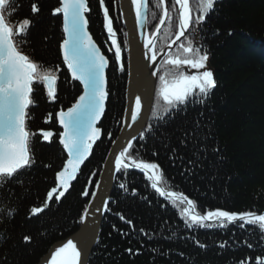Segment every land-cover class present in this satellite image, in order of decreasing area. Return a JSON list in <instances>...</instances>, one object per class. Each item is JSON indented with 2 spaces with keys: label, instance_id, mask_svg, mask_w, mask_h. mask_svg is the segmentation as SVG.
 <instances>
[{
  "label": "trees",
  "instance_id": "1",
  "mask_svg": "<svg viewBox=\"0 0 264 264\" xmlns=\"http://www.w3.org/2000/svg\"><path fill=\"white\" fill-rule=\"evenodd\" d=\"M167 1L170 8L173 0ZM32 2L13 0L17 10L11 20L18 22L25 17L32 18L29 44L23 50L45 67L59 65V78L56 85L58 99L54 103L48 102L42 84L35 86L36 106L30 109L32 118L29 126L32 131L52 130L57 136L49 144L41 142L37 135L33 142L36 164L21 176L24 183L12 182L14 196L10 197L8 191L0 193V207L16 209L13 218L0 217V264H37L55 242L77 230L88 202V197L82 196L81 192L88 188L91 178L90 190L93 187L119 130L125 103V31L117 0H106V4L122 47L123 71L118 69L114 54L107 51L110 42L105 43L107 34L103 28L99 0H89L90 32L110 60L107 73L110 95L100 124L102 139L95 145L66 198H62L59 204L53 203L50 210L38 217L29 219L30 208L42 206L47 191L56 186L55 173L67 159L59 144L61 129L55 113L70 107L82 92L78 82L71 80L62 61L59 49L63 39L62 17L51 15L59 0H39L41 12L35 17L30 12ZM154 3L155 0H151V4ZM191 6L196 9V0H191ZM149 19L150 32L159 21V12L157 19ZM173 22L175 24V14ZM201 29L200 45L209 52L217 87L205 103L189 104L164 121H157L150 115L148 123L153 124V131L146 133L145 140L138 138L131 152L137 160L157 163L166 180L163 186L194 200L202 214L217 208L238 213L249 210L263 213L264 0H218L215 11ZM168 42L158 41V47L162 48ZM161 68H164L162 64ZM162 104V101H157L155 92L152 109L159 112ZM49 112L53 113V119L45 124L44 119ZM197 122L200 127L193 137L191 133ZM108 132L112 133L111 138H108ZM185 133L190 135L185 137ZM201 148H206V151H201ZM216 148L218 152L213 151ZM45 164L51 167L45 168ZM120 183L127 185V193L119 188ZM132 188L137 190V195L131 194ZM109 207L111 211L106 213L102 222L90 264H239L246 258H251L246 264H256L257 257L264 258V240L258 231L253 230V234L248 235L231 225L227 229H187L179 209L155 192L150 181L133 169L117 176ZM117 212L133 221L135 232L115 215ZM113 225L119 231H114ZM141 227L151 235V239L139 232ZM121 232L128 234L121 235ZM24 235L32 237L30 244L23 242ZM191 237L207 244V248L196 246ZM225 240L229 241V247L221 249L216 246ZM244 240L252 243L253 248L244 245ZM128 248L133 253L139 249L140 254L130 255L126 251Z\"/></svg>",
  "mask_w": 264,
  "mask_h": 264
},
{
  "label": "snow or ice",
  "instance_id": "2",
  "mask_svg": "<svg viewBox=\"0 0 264 264\" xmlns=\"http://www.w3.org/2000/svg\"><path fill=\"white\" fill-rule=\"evenodd\" d=\"M125 2L126 0H121L122 12ZM127 2H130L134 10L136 26L141 29L140 36L145 49L143 53L145 59L153 64L156 63L158 54L164 51L163 48L158 47V41L170 40L167 45L169 48L174 44L177 45L176 52H168L162 61V67L165 70L158 76L159 85L156 88V98L163 104L159 112L156 108L151 110L152 118L164 121L166 117L174 115L175 112L181 111L189 104L205 103L217 87V80L214 72L208 67L207 48L202 44L195 45L186 33L190 30H202L201 25L215 11L218 0H196L195 12L190 7V0H173L170 8L167 0H155L154 4H151V0H127ZM99 8L103 15V28L107 34L105 43L110 42L107 51L113 52L118 69L123 71L122 47L118 41L117 30L106 0H99ZM153 8L156 10L154 11ZM16 10L13 0H0V193L8 191L10 197L15 195L11 191L12 182L22 185L24 181L21 176L29 172L36 164L34 138L39 135L41 142L51 144L53 138L57 136V133L52 130L32 131L29 121L32 118L30 109L36 106L35 86L42 84L46 90L48 102L54 103L58 99L56 85L59 78V65L55 68L45 67L43 63L36 61L23 50L24 46L29 44L28 35L33 26V20L25 17L22 21L13 22L11 17ZM30 12L32 17L41 12L39 0H33ZM90 12L89 0H59L58 6L51 10L52 16L62 15L64 35L59 45L62 61L71 80L79 82L82 93L70 107L61 108L55 113V119L62 128V131L58 133L59 144L63 152L67 154V159L62 168L55 173L56 186L47 191L42 206L30 208L29 219L38 217L46 210H50L53 203L59 204L62 198H66V194L73 187V181H76L81 173V166L92 155L94 145L101 140L103 135L102 127L98 125L105 116L110 95L106 75L110 61L89 31L88 14ZM158 12L159 22L155 24L153 31H147V26L151 22L149 17L153 20L157 19ZM124 37V48L127 49L129 47L128 33H124ZM182 37L185 38L184 41H181ZM159 71L158 67L157 71L151 74L156 76ZM142 108V97L136 95L134 105L125 110L128 118L123 121L125 130L133 129L135 125L137 126L134 129L136 134L130 133L131 138L121 147L118 155H115V171L125 174L129 169L143 171L145 178L150 181L151 188L179 209V215L189 230L227 229L231 225L242 232H247L248 235H252L253 230L258 231L261 234V240H264V213L251 210L238 213L217 208L207 210L202 214L197 210V203L194 200L183 193L167 190L163 186L166 180L157 163L146 162L143 159L137 160L133 156L131 152L133 141L137 137L145 140L146 133L153 131L152 123H147L145 126V121L142 119ZM52 119L53 113L49 112L44 123L48 124ZM199 127V122H197L191 133L193 137ZM188 135L190 134L185 133V137ZM107 136L111 138L112 133L108 132ZM201 151H206V148H201ZM213 151L218 152L219 149L216 148ZM189 163L191 164L192 161ZM44 167L50 168L51 165L45 164ZM88 183L91 184V180ZM95 186L99 188L100 184L97 182ZM119 188L125 193L129 191L125 183H120ZM131 194L137 195V190L132 188ZM81 195L95 197L96 192L90 193L85 187ZM95 210L97 212L111 211L108 199L103 200L102 205L96 206ZM15 213V208L0 207V217L10 219ZM115 215L127 224L132 232H135V225L131 219H126L120 212ZM88 216L89 211L86 208L80 218L81 222H84ZM112 227L114 231H119L115 225ZM139 232L149 239L152 238L143 227L139 229ZM127 234L121 232V235ZM172 235L175 233L173 232ZM232 235L235 236V232ZM22 239L26 244L32 242L30 235H24ZM191 239L201 249H206L208 246L195 237ZM242 243L249 249L253 248V244L248 240ZM78 245L79 242L74 239L67 240L51 251L45 258L44 264H83V249ZM216 246L224 249L230 245L229 241L225 240L218 242ZM126 251L130 255L140 254L139 249L135 253L131 248ZM152 251L155 252L156 249ZM179 255L184 254L179 253ZM250 259L241 260L239 264H246ZM256 264H264V258L257 257Z\"/></svg>",
  "mask_w": 264,
  "mask_h": 264
},
{
  "label": "water",
  "instance_id": "3",
  "mask_svg": "<svg viewBox=\"0 0 264 264\" xmlns=\"http://www.w3.org/2000/svg\"><path fill=\"white\" fill-rule=\"evenodd\" d=\"M118 7H119L122 24L125 33H128L127 38L129 40V47L127 48V76H126V88H125V103H124L122 121L120 123V127L117 132V135L113 140L115 141V143H113L112 141L109 150L105 156V159L102 163L101 169L99 173L96 175L97 177L93 184L92 189L90 190L91 184H89L88 186L90 193L96 192L95 197H92L91 195L88 196V202L86 208L89 211V216L84 220V222H80L79 227L73 234H71L70 236L66 237L63 240L55 242L49 248L46 254L42 256V258L37 264H44L45 258L49 256L51 251L54 250L55 247L63 244L69 239H74L75 241L79 242L78 246L83 249V254H82L83 264H90V255L96 245V242L99 237L100 229L102 226V222L107 213V212H97L95 210L96 206L102 205V201L105 199H108V202H110L114 190V186L116 183V179L117 176L119 175V172H116L114 169L115 155H118L121 147L126 144L128 139L131 138L130 133L136 134L134 132V129L137 126L135 125L133 126V129L125 130V124L123 123V121H126L128 119L125 114V110L133 106L135 96L140 95L142 97V104H143L142 119L145 121V126H146V124L149 121L153 106L155 86L158 75V72L156 76H153L151 73L157 71V68L159 67L160 63L165 58V55L175 47L174 44L172 45L171 48H169L168 46L163 48L164 51L158 54L157 61L155 64L145 59L143 55L145 49L143 48V41L140 36L141 29H139L136 26L135 13L131 7L130 2H127L126 0V2L123 5V12L121 11V0H118ZM146 30L148 31V26ZM109 67H110V63H109ZM109 67L106 69V75L109 70ZM208 67L211 69L209 61H208ZM100 124L98 125L99 127ZM58 126L62 130L59 124ZM138 138L139 137H137V139ZM136 140L133 141V144L136 142ZM98 142L99 141H97V143ZM87 161H85L84 165L87 163ZM84 165L81 166V170L84 167ZM134 170H137L138 172L144 174L143 171L141 170L138 169H134ZM92 180L93 178H91V182ZM75 182L76 181H73V184ZM97 182L100 184L99 188H96L95 186Z\"/></svg>",
  "mask_w": 264,
  "mask_h": 264
},
{
  "label": "flooded vegetation",
  "instance_id": "4",
  "mask_svg": "<svg viewBox=\"0 0 264 264\" xmlns=\"http://www.w3.org/2000/svg\"><path fill=\"white\" fill-rule=\"evenodd\" d=\"M192 9L195 12L194 7H192ZM186 36L190 37L193 40L195 45H197V46L200 45V39H199L200 38V30H196V31L190 30L188 33H186ZM184 40H185V38L182 39V41H184Z\"/></svg>",
  "mask_w": 264,
  "mask_h": 264
},
{
  "label": "bare ground",
  "instance_id": "5",
  "mask_svg": "<svg viewBox=\"0 0 264 264\" xmlns=\"http://www.w3.org/2000/svg\"><path fill=\"white\" fill-rule=\"evenodd\" d=\"M117 4H118V0H117ZM63 23V22H62ZM90 30V29H89ZM64 35V34H63ZM173 39H174V36L172 37ZM168 43H170V40H169V42ZM168 43L164 46V47H162V48H165L167 45H168ZM126 62H127V51H126ZM66 68V67H65ZM67 69V68H66ZM165 70V69H164ZM215 76V75H214ZM79 84V83H78ZM82 88V87H81ZM125 88H126V86H125ZM82 93V92H81ZM105 159V158H104ZM41 259V258H40ZM40 261V260H39ZM38 261V262H39Z\"/></svg>",
  "mask_w": 264,
  "mask_h": 264
},
{
  "label": "rangeland",
  "instance_id": "6",
  "mask_svg": "<svg viewBox=\"0 0 264 264\" xmlns=\"http://www.w3.org/2000/svg\"><path fill=\"white\" fill-rule=\"evenodd\" d=\"M264 213V212H263Z\"/></svg>",
  "mask_w": 264,
  "mask_h": 264
}]
</instances>
